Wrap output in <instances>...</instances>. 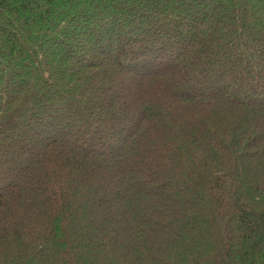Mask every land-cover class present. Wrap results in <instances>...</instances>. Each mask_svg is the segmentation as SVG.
Segmentation results:
<instances>
[{
    "label": "trees",
    "instance_id": "obj_1",
    "mask_svg": "<svg viewBox=\"0 0 264 264\" xmlns=\"http://www.w3.org/2000/svg\"><path fill=\"white\" fill-rule=\"evenodd\" d=\"M0 264H264V0H0Z\"/></svg>",
    "mask_w": 264,
    "mask_h": 264
},
{
    "label": "rangeland",
    "instance_id": "obj_2",
    "mask_svg": "<svg viewBox=\"0 0 264 264\" xmlns=\"http://www.w3.org/2000/svg\"><path fill=\"white\" fill-rule=\"evenodd\" d=\"M209 4V6H208V11L210 12V14H212L213 13V11H215L214 9H211L212 8V5H213V3L212 2H210V3H208Z\"/></svg>",
    "mask_w": 264,
    "mask_h": 264
}]
</instances>
